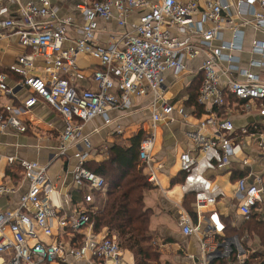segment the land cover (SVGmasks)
Returning a JSON list of instances; mask_svg holds the SVG:
<instances>
[{
  "label": "built area",
  "instance_id": "2783aa9c",
  "mask_svg": "<svg viewBox=\"0 0 264 264\" xmlns=\"http://www.w3.org/2000/svg\"><path fill=\"white\" fill-rule=\"evenodd\" d=\"M19 2L0 0V36L14 31L31 53L10 65L9 71L17 77L14 86L8 84L6 75H0V97L13 100L19 90L27 96L19 105L13 101L0 105V134L10 130L25 133L27 125L21 115L42 100L65 123L60 155L74 148L78 165L72 173L71 190L61 184L62 177L53 180L47 166L6 158L8 166L21 170L26 191L16 207L0 204V264H122L125 250L117 233L95 229L93 216L100 209L97 197L106 194L107 185L102 176L85 167L91 150L83 135L85 125L101 116L109 123L110 110L129 109L133 96H150L147 109L151 122L139 157L146 181L156 185L158 124L176 114L184 121L190 119L184 107H176L167 98L169 77L178 80L186 73L187 62L203 54L198 105L205 116L198 119L197 131L186 132L191 147L180 155V166L190 175L198 166L193 152L209 154L219 149L215 167L226 169L234 155L229 136L236 130L223 114L229 98L241 111H251L253 104L264 107V0H241L234 10L223 0H80L76 8L83 23L78 26L70 19L58 20L52 0H31L22 8L21 21H16L9 16L7 4ZM114 19L121 31L110 33L114 41L110 46L100 44L101 23L107 26ZM246 26L262 37L252 41L253 58L244 68V32L240 28ZM228 28L232 29V40L221 41ZM67 41L71 45L67 46ZM81 54L99 64L91 88L77 86L85 80L78 66ZM38 57L45 64L41 76L34 74ZM257 145L264 152V133L257 135ZM15 192V187L0 185V195ZM238 192L244 197L240 213L244 220H250L263 202L264 184L261 180L248 184L242 178ZM54 193L60 196L59 205L53 202ZM214 203V198L198 192V218ZM207 223L205 231L201 221L194 222L188 216L180 220L184 235L200 237L202 264H250L238 238L223 236L225 226L215 211Z\"/></svg>",
  "mask_w": 264,
  "mask_h": 264
},
{
  "label": "crops",
  "instance_id": "0c3cea01",
  "mask_svg": "<svg viewBox=\"0 0 264 264\" xmlns=\"http://www.w3.org/2000/svg\"><path fill=\"white\" fill-rule=\"evenodd\" d=\"M31 0H20L19 3H8L9 16L16 21H21L22 8ZM80 0H52V5L57 10L58 20L70 19L73 25L83 23L82 13L77 10L76 5ZM226 1L234 10L241 0ZM135 17H129V20ZM51 21V20H48ZM46 22V21H45ZM53 24V23H52ZM70 37L75 36L74 26H71ZM244 32V51L241 53V65L249 66L251 57L252 41L262 36L252 27H241ZM115 19L107 26L101 23L98 42L110 46L114 41L110 39L111 32H120ZM232 29L224 31L221 41H231ZM194 40L199 41L198 38ZM221 42L216 43V46ZM66 45H71L67 41ZM31 49L25 48L14 31H4L0 36V75H6L8 84L14 86L17 82L16 76L9 67L18 57L30 54ZM204 55H200L193 61H188L185 74L178 80L169 77L167 98L176 107H184L190 119L182 120L177 114L160 122L156 131V146L154 159L158 183L145 193V204L151 212L150 234L153 245L159 253V260L150 264H202V252L200 249L199 236H186L182 232L180 220L182 217H190L194 222L201 221L202 228L206 231L207 220L212 212H216L225 231L226 238L237 237V229H242L246 224L252 226L257 221L264 226V198L263 202L255 208L254 215L250 220H244L240 213V206L244 197L238 192V181L242 178L252 184L261 180L264 184V152L260 151L257 145V135L264 133V107L258 108L255 104L249 112L241 111L236 106V101L229 98V107L225 109L224 116L230 119L235 127V133L229 136L234 155L231 164L224 170L215 167L216 156L220 150L211 151L209 154L193 152L198 159V166L192 174L181 171L180 155L190 149L186 138V132L199 129V118L205 116L204 110L198 104V95L193 93L190 86L201 83L200 67ZM34 74L41 76L45 74V64L41 57L36 58ZM78 66L85 75V80L78 82L80 89L93 86L91 78L99 68V64L87 55H79ZM257 69H254V71ZM223 82L221 88L224 89ZM200 88V87H199ZM194 94L196 95L194 97ZM199 94V90H198ZM24 91H17V97L13 100L0 97V105L13 101L14 104L26 97ZM151 97H132V106L122 111L110 110L107 113L109 123L105 117H96L88 122L83 130V135L91 143L89 160L87 163H101L109 158V150L123 135L122 141L130 145V140L144 131L147 133L151 122L148 106ZM1 107V106H0ZM199 107V108H198ZM203 110V111H202ZM201 111L203 113H201ZM27 125L25 133L13 130L0 134V185L15 187L16 192L10 195H0V204L4 208L16 207L21 194L26 191V184H23L21 170L7 165V157L31 162H38L48 167L49 176L54 180L57 177L63 178V186L67 189L72 187V173L78 165L73 157L75 149H70L65 156L60 155L62 146L61 133L65 123L60 114L56 113L49 105L40 100L39 103L29 112L21 115ZM119 130L122 132L120 133ZM56 154L58 156H56ZM215 158V159H214ZM65 189V188H64ZM75 190V188H74ZM76 191V190H75ZM198 192L205 193L208 197L215 199L214 205L206 209L201 218H198L196 211V195ZM77 193V192H75ZM55 205H59L60 196L58 193L52 195ZM77 199V198H76ZM100 197H97V204L100 208ZM235 230V231H234ZM220 238V237H219ZM246 245V252L250 264H262L264 261V239L253 234L243 236ZM252 258V259H251ZM262 258V261H259ZM122 264H135L134 255L125 250ZM215 264H221L216 262Z\"/></svg>",
  "mask_w": 264,
  "mask_h": 264
},
{
  "label": "trees",
  "instance_id": "16d2710c",
  "mask_svg": "<svg viewBox=\"0 0 264 264\" xmlns=\"http://www.w3.org/2000/svg\"><path fill=\"white\" fill-rule=\"evenodd\" d=\"M200 84L197 83L198 87L193 89V93L197 92L198 95ZM146 136L142 131L130 140V145L122 141L123 135L118 136L119 140L110 148L107 160L85 165L102 176L107 185L103 207L93 216L96 231L108 229L116 232L122 248L134 255L135 264H150L159 260L150 234L152 214L145 204V193L152 186L144 177L139 157L140 145ZM243 226L240 230H234L235 233L242 237L246 233H255L264 239V226L257 221L252 224L255 228L246 222Z\"/></svg>",
  "mask_w": 264,
  "mask_h": 264
},
{
  "label": "rangeland",
  "instance_id": "374dc122",
  "mask_svg": "<svg viewBox=\"0 0 264 264\" xmlns=\"http://www.w3.org/2000/svg\"><path fill=\"white\" fill-rule=\"evenodd\" d=\"M197 87H198L197 84H193L192 86H190V89L193 90V89H195V88H197ZM105 198H106L105 194L102 195V196H100V200H101L100 207H101V208L103 207L104 199H105ZM241 238H242V237H241ZM241 238H240V239L238 238V240L240 241V243L243 245L244 248H246V245H247L248 242H249V245L251 246V243H252L251 241H247V242H246V245H245L244 240H241ZM259 261L261 262V261H262V258H259Z\"/></svg>",
  "mask_w": 264,
  "mask_h": 264
}]
</instances>
